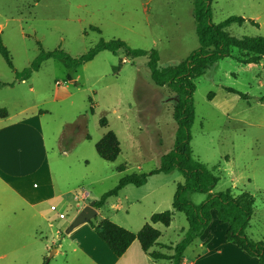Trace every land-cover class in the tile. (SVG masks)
Instances as JSON below:
<instances>
[{
	"label": "rangeland",
	"instance_id": "1",
	"mask_svg": "<svg viewBox=\"0 0 264 264\" xmlns=\"http://www.w3.org/2000/svg\"><path fill=\"white\" fill-rule=\"evenodd\" d=\"M210 10L213 24L231 16L244 18L242 25L224 29L230 36L264 37V0H211ZM100 39L121 40L132 49L155 50L161 68L176 65L198 48L192 0H0V44L13 65L9 68L0 55V108L6 109L11 121L20 118V113L30 117L43 112L38 126L48 149L53 191L62 194V200L53 198L42 205L38 240L30 242L35 244L34 252L45 254L48 264H76L77 259L89 264L92 249L101 253L103 243L91 224L102 219L136 233L149 223L151 215L170 211L168 227L151 224L161 234L152 250L167 255L172 253L167 246L179 243L187 229L184 214L172 208L176 186L183 183L180 172L174 170L149 176L140 187L126 185L117 196L108 198L89 222L66 232L76 210L98 200L123 176L158 168L161 154L173 146L176 130L172 111L177 96L166 87L154 86L145 57L125 59L100 52L78 67L71 81L65 79L62 62L49 59L28 79L16 81L15 73L28 67L40 50L58 49L78 57ZM236 55L237 50L232 49L231 56L211 63L193 80L190 147L192 157L218 178L212 194L229 190L234 196L244 192L253 197V213L244 234L261 242L264 60L253 66L243 65L233 58ZM102 117L107 121L105 128L99 125ZM108 131L120 144L114 162L100 159L94 149ZM118 166H123V171L118 172ZM82 192L88 193L86 199L80 198ZM186 197L199 205L207 194L189 191ZM51 205L57 210H50ZM59 214L65 218L60 219ZM227 228L212 212L202 235L186 248V264L233 263L227 252L202 254L212 247L220 249ZM52 238L54 242L44 250L45 239ZM7 239L0 238L1 247L10 250L22 246V241ZM59 244L66 256L53 257ZM74 246L75 253L71 252Z\"/></svg>",
	"mask_w": 264,
	"mask_h": 264
},
{
	"label": "trees",
	"instance_id": "2",
	"mask_svg": "<svg viewBox=\"0 0 264 264\" xmlns=\"http://www.w3.org/2000/svg\"><path fill=\"white\" fill-rule=\"evenodd\" d=\"M34 1L37 2L38 0ZM210 3L211 0H192L198 48L176 65L161 68L158 66L159 54L155 50L132 49L121 40L105 41L100 39L96 45L78 57H72L58 49L53 51L40 50L38 56L28 67L15 73L17 82L25 81L33 72L39 70L44 61L54 59L62 62L66 69L65 79L71 81L76 69L92 61L100 52H109L114 56L122 55L125 59L145 57L146 69L154 86L166 87L173 95L177 96L172 111V117L176 124L173 146L161 154L158 168L149 173L123 176L114 188L94 201V208H101L108 198L117 196L126 185L140 187L146 183L149 176L169 174L177 170L183 177V183L176 186L172 208L184 214L187 229L183 231L179 243L167 246V250L172 251L170 255H167L152 250L161 234L151 224L159 223L168 227L172 219L170 211L151 215L149 223H145L136 233L130 232L107 219L100 220L96 225L91 224L97 237L116 257L122 256L128 247L136 241L141 250L154 261L166 260L170 261L171 264H183L186 248L202 235L211 221L212 212H214L220 224L228 225L225 241L256 258L257 264H264V240L255 242L244 234L253 213V197L244 192L234 196L229 190L212 194L210 191L218 178L204 164L192 157L190 128L194 121L192 95L195 85L193 80L203 75L211 63L231 56L232 49L237 50V55L233 58L243 65L257 64L264 59V37L235 38L230 36L224 29L232 24L242 25L245 21L244 18L231 16L218 24H213L211 22ZM93 30L100 32L97 28ZM0 55L8 67L12 69L10 56L1 44ZM228 91L234 92L230 89ZM7 115L6 109L0 108V118H6ZM99 125L104 128L107 127V121L104 117L99 120ZM86 138L88 139L89 136ZM94 149L97 156L106 162H114L120 154L119 141L111 131L106 132L100 138L94 145ZM116 170L118 172L123 171V166H118ZM189 191L207 194V198L201 204L194 205L186 197V193ZM41 264H48V260L44 259Z\"/></svg>",
	"mask_w": 264,
	"mask_h": 264
},
{
	"label": "crops",
	"instance_id": "3",
	"mask_svg": "<svg viewBox=\"0 0 264 264\" xmlns=\"http://www.w3.org/2000/svg\"><path fill=\"white\" fill-rule=\"evenodd\" d=\"M41 113L43 112H34L30 117L20 113V118L14 121H11L8 115L6 118H0V238L2 241L7 238L22 241L21 247L10 250L0 244V264H41L46 259L43 252L37 254V251H33L32 245L35 244L30 242L38 240L37 225L38 219H43L42 205L53 198L62 200V194L55 195L53 191L48 149L42 129L38 126ZM36 182L39 183L38 186ZM74 199L78 200V196ZM78 212L76 210L74 215ZM53 242V238L45 239L44 250H48ZM101 246V253L92 249L94 254L89 264H162L144 253L136 241L120 257L105 249L106 245L103 243ZM199 246L205 248L203 243H199ZM219 247L220 249L212 247L209 252L202 254L216 252L221 255L227 252L234 260L231 264H257L256 258L226 242L225 238ZM76 251L74 246L71 252ZM81 252L85 255V251ZM52 255L66 256L61 251V244L55 247ZM75 262L86 264L85 260L80 259ZM167 264H171L170 261ZM183 264H186L185 258Z\"/></svg>",
	"mask_w": 264,
	"mask_h": 264
},
{
	"label": "water",
	"instance_id": "4",
	"mask_svg": "<svg viewBox=\"0 0 264 264\" xmlns=\"http://www.w3.org/2000/svg\"><path fill=\"white\" fill-rule=\"evenodd\" d=\"M97 215V210L94 208V201L90 202L88 205L84 206L69 224L66 232L71 231L76 226L89 222L92 218Z\"/></svg>",
	"mask_w": 264,
	"mask_h": 264
},
{
	"label": "built area",
	"instance_id": "5",
	"mask_svg": "<svg viewBox=\"0 0 264 264\" xmlns=\"http://www.w3.org/2000/svg\"><path fill=\"white\" fill-rule=\"evenodd\" d=\"M87 197H88V193H86V192H82V193H81V198H82V199H85V198H87ZM75 198H77V196H75ZM51 210H52V211H56L57 209H56L55 206H51ZM58 217H59L60 219L65 218V216H64L63 214H59Z\"/></svg>",
	"mask_w": 264,
	"mask_h": 264
}]
</instances>
